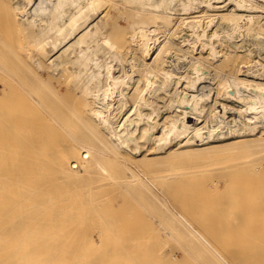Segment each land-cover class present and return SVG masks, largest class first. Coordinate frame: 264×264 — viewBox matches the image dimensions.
Segmentation results:
<instances>
[{"label":"bare ground","instance_id":"bare-ground-1","mask_svg":"<svg viewBox=\"0 0 264 264\" xmlns=\"http://www.w3.org/2000/svg\"><path fill=\"white\" fill-rule=\"evenodd\" d=\"M228 1L0 0V264H238L218 229L205 219L204 234L176 206L186 169L162 164L229 134L225 145L264 146V80L245 75L263 73L264 0ZM218 88L241 103L237 117L218 110ZM115 195L156 230L132 238L133 221L107 206Z\"/></svg>","mask_w":264,"mask_h":264},{"label":"rangeland","instance_id":"rangeland-1","mask_svg":"<svg viewBox=\"0 0 264 264\" xmlns=\"http://www.w3.org/2000/svg\"><path fill=\"white\" fill-rule=\"evenodd\" d=\"M214 2H221L222 4H227L229 1L228 0H213ZM229 7L231 6V3L228 4ZM251 41H252V44L250 45V47L254 50V54H255V59H258L259 56H256L257 53H258V50H257V46L256 44H254V39L251 38ZM219 45V48H222V46ZM199 46V45H198ZM261 61H259V63H261L262 65H260L259 67L261 68V66L264 65V59H260ZM257 63V62H256ZM249 64H254V61L250 62ZM259 65V64H258ZM246 66V65H245ZM243 69L247 68L246 67H242ZM263 73H264V67H262L260 69ZM260 74V76L258 75L255 79V76H253L252 74L249 73L248 74H245L247 77L249 76L251 78V80H264V74ZM248 77V78H249ZM223 81H226V79L224 78ZM209 83V82H207ZM212 83V84H211ZM210 85H212L213 87L215 86V83L214 81H210ZM234 88V87H233ZM223 88H218L217 89H213V97H217V102H216V106L218 108L219 111H221L223 113V115L225 114V116H227L228 118H231V117H237L238 116V110H239V106H241V103L234 97H232L231 95L229 96V94L227 93H224L225 90H222ZM220 91V92H219ZM234 91H235V88H234ZM250 91V90H249ZM223 93V94H222ZM217 94V96H216ZM163 99V98H162ZM236 101V102H235ZM161 102H163L161 100ZM239 102V104H238ZM226 104L227 107H225V110H224V105L223 104ZM239 105V106H238ZM164 111V112H163ZM166 111V112H165ZM163 114H166L168 111L166 109L163 108L162 110ZM186 120L190 123V124H196V123H201L202 120L201 119H197L196 116H194L193 113H190L189 116L186 118ZM264 126L260 125L259 129H257V132L259 131L262 132V130H264L263 128ZM226 129H223V131L225 132ZM236 136L235 134H229L228 136L224 137V141H222V143L218 144L217 147H214V148H209V149H203L201 151H196V152H188V153H185V154H182L181 156H178V155H175L174 157L171 156V158L169 157L167 161H170V162H165V158L163 159L165 163H162V164H165V168H168L169 166H173L174 164L178 165L179 169L176 168V172L179 171H186L187 172H183V174L185 175H178L179 176V179L181 180L180 183H178V178L176 176V178L174 177L175 181H177V183L180 185H178L175 181V184L176 186H179L176 188V186H174L175 184L170 182V184H166L164 181H162V185L163 183L166 184L169 188L170 185H172V187L170 186V190H168L167 187H165L166 185H163V187H165L168 191H170V193L172 194V189L176 188L175 191H173V194H177L176 197H178L180 200V202L175 198V202H177L179 205V208L180 210L182 211V208L183 206L182 205H185L186 208L188 209H185L183 208V210L186 212V210L190 211V214L189 211L187 212V214H185L187 217H189L187 219V222L188 220L190 219V222L191 223H194L197 224L195 226H197V228L199 227V230L201 232H203L204 234L207 232H210L212 234H214L213 232L216 231L217 229V233L215 232V234L213 236H215L213 239H217V238H220L219 242L221 241H224L220 244H222V247H219L221 245H217L219 248H221V250L224 252L225 251V255L228 256L229 258V248L230 250L232 249V252L234 250V253H230V257L233 261H237L238 264H264V155L261 154L262 151L264 153V146L259 143V142H241L237 145H225L224 143H227L228 141L232 140L231 138ZM242 138H245V139H251L252 137H254V135H246V136H241ZM217 139L219 137H216ZM239 138V137H238ZM220 139V138H219ZM248 141V140H246ZM198 143H200V141H198ZM183 145V146H182ZM261 145V147H259ZM175 147H178V148H187L188 147V144L185 143V141H182L180 143H175L174 145ZM200 146H204V145H200ZM182 148V149H183ZM220 149V150H219ZM195 153V154H194ZM213 153V154H212ZM188 154V155H187ZM199 154V155H198ZM241 154V155H239ZM260 154V156L258 155ZM257 155V156H256ZM262 155V156H261ZM183 156V157H182ZM181 157V158H180ZM206 157V158H205ZM209 157V158H208ZM220 157V158H219ZM251 157V158H250ZM258 157V158H257ZM203 158V159H202ZM247 158V159H246ZM249 159H252L253 162L249 161L248 163H245L243 162V160H248ZM170 159V160H169ZM180 159V160H179ZM212 159V160H211ZM241 159V160H240ZM243 159V160H242ZM255 159V160H254ZM172 160V161H171ZM176 160V161H175ZM207 160V162H206ZM184 161V162H182ZM214 161V162H213ZM243 163H242V162ZM194 162V163H193ZM235 162V163H234ZM241 162V163H239ZM161 163H157L156 162H153L151 164H144V163H141L142 166H144L143 168L147 169L150 171V169H154L156 170V168L160 167V164ZM170 163V164H169ZM245 163V164H244ZM161 164V165H162ZM167 164V165H166ZM169 164V165H168ZM180 164V165H179ZM183 164V165H182ZM187 165V166H186ZM221 165V166H220ZM228 165V166H227ZM163 166V165H162ZM168 166V167H166ZM181 166V167H180ZM227 166V167H226ZM169 167V168H170ZM189 170V171H188ZM221 170V171H220ZM205 171V172H204ZM200 172V173H199ZM182 173V172H181ZM208 173V174H207ZM220 173V174H219ZM193 174V175H192ZM205 174V175H204ZM222 174V176H221ZM189 175V176H188ZM206 176V177H205ZM186 179H185V178ZM202 177V178H201ZM206 180H205V178ZM208 177V179H207ZM183 178H184V181L186 182H182L183 181ZM196 178V180L194 181L193 179ZM212 178V179H211ZM219 179V180H216ZM173 179V180H174ZM204 179V180H202ZM216 180L219 182L220 186L218 188V186L216 187V190L215 187L213 188L212 186L215 185L216 183H214L213 185L209 186L210 185V182L212 180ZM179 180V181H180ZM193 180V181H192ZM202 180V181H201ZM209 180V181H208ZM192 181V182H191ZM197 181V182H196ZM194 182V184H193ZM199 182V183H198ZM203 182H206L205 184H203ZM209 182V183H208ZM215 182V181H214ZM169 183V182H167ZM172 183V184H171ZM191 183V184H190ZM198 183V184H197ZM174 184V185H173ZM193 184V185H192ZM203 186V189L205 190V193L208 192V194L210 193H213V195L215 194L216 196V199H215V196H213L212 194L210 195H207V197H212L211 198H205L206 201H204L203 199V196L205 197V195L202 196V194L204 193L202 186ZM208 184V185H207ZM160 184V186H162ZM187 187H186V186ZM188 185H191L188 187ZM195 185H200V189H198L197 186ZM205 185L206 186H209V187H206L205 188ZM191 189H188L187 188H190ZM186 188L187 192L190 190V192H186L184 191V189ZM198 191H197V189ZM173 189V190H174ZM217 194H216V192ZM221 189V190H220ZM176 190H178L176 192ZM180 190L184 191L181 193L179 192ZM192 190V191H191ZM195 190V191H194ZM209 190V191H208ZM233 190V191H232ZM176 192V193H174ZM191 192H193L191 194ZM194 192H197V193H201V195L199 196L198 194L194 193ZM236 196L234 197V195ZM185 193L188 194V196L186 197H190L192 198H188V202H182V201H185L184 199V195L182 196V194ZM190 193V194H189ZM204 193V194H205ZM181 194V196L179 195ZM193 194H194V197H193ZM223 194V195H222ZM229 197H227L226 195ZM233 196V198L230 196ZM197 195V196H196ZM180 196V197H179ZM196 197V198H195ZM202 197V198H200ZM218 197V198H217ZM225 197L230 201H234L235 198V201L233 202V204L230 202H228V200L226 201ZM195 198V199H193ZM197 198H200L199 200L201 201H198ZM231 198V199H230ZM117 199V200H116ZM203 199V200H202ZM213 199V200H212ZM223 199V200H222ZM187 200V199H186ZM217 200V202H216ZM123 203H120L121 202V197L119 195H115V197L113 198V200H111L110 202L112 203V205H107L108 208H112L115 213H114V216H117V217H121L122 221L119 222L120 225H122L124 222H126V220H131L133 221V226H132V229L130 228V231H128V233H132L133 235H131L132 238H136L137 235H139L140 232H143V230H146L145 232L147 231H151V229H147L149 228L147 225H153V222H152V219L151 218H148V219H145L146 221H143V216H145L144 213V210L142 209H138L137 205L133 206L131 203H130V199L128 197H125L124 199H122ZM191 201V202H190ZM220 201V202H218ZM110 202H107V203H110ZM182 202V203H181ZM227 202V203H225ZM238 202V203H237ZM180 203H181V206H180ZM188 205H187V204ZM235 203V204H234ZM231 204V205H230ZM237 204V205H236ZM106 206V207H107ZM234 206V207H232ZM238 206V207H237ZM105 207V206H104ZM103 207V208H104ZM133 207V208H132ZM102 208V207H101ZM115 208V209H114ZM236 208V209H235ZM133 209V210H132ZM137 209V211H136ZM129 210V211H128ZM131 210V212H130ZM139 210V211H138ZM212 210V211H211ZM124 213H123V212ZM140 211H143L142 213H139ZM211 211V213H209ZM231 211V212H230ZM118 213V214H117ZM122 213V214H120ZM126 213V214H125ZM128 213V214H127ZM135 213V215H134ZM213 213V214H212ZM232 213V214H231ZM117 214V215H116ZM139 214V215H138ZM141 214V215H140ZM143 214V215H142ZM211 214V215H209ZM216 214V215H215ZM251 214V215H250ZM119 215V216H118ZM123 215V216H122ZM132 215V216H131ZM138 215V218H136V216ZM203 215V216H202ZM206 215L209 217L206 218ZM230 215V216H229ZM232 215V216H231ZM142 216V218L140 217ZM191 216V217H190ZM210 216H213V220ZM220 216V217H219ZM123 217V218H122ZM198 219H197V218ZM225 217V218H224ZM227 217V218H226ZM134 218V220H133ZM194 221H192V219ZM235 220H234V219ZM237 218V219H236ZM120 219V220H121ZM138 219V220H137ZM206 219V220H205ZM140 220L142 222H145L146 225V228L143 229L140 228L143 226L144 223L141 222V225H140ZM150 220V221H149ZM204 220L206 221L205 222V226L208 227L210 224H211V229H210V226H209V229L210 230H213L210 231L208 228H206L205 226L202 227L199 222L204 224ZM208 220H212L213 221V224L212 225V221H208ZM222 222H221V221ZM227 223H226V221ZM234 220V221H233ZM243 220V221H242ZM124 221V222H123ZM225 221V222H224ZM229 221V222H228ZM190 222H188L190 224ZM197 222V223H196ZM210 222V223H209ZM201 223V224H202ZM208 225H207V224ZM219 223V225L217 224ZM227 225H226V224ZM216 224V226H215ZM223 224V225H222ZM233 226H232V225ZM200 225V226H198ZM218 225V227H217ZM221 225V227H220ZM227 229H226V227ZM230 225V226H229ZM224 226V227H223ZM223 227V229H222ZM155 230L156 228L153 227ZM202 228V229H201ZM205 228V229H204ZM220 228V229H219ZM207 229V230H206ZM209 230V231H208ZM231 230V231H230ZM240 230V231H239ZM153 231V230H152ZM229 231V232H227ZM219 232V234H218ZM221 232V233H220ZM234 232V233H233ZM206 233V235H207ZM232 233V235H231ZM218 235V236H217ZM229 235H231L232 237H229ZM244 235V237H243ZM209 236V235H208ZM213 236L210 235V237L212 238ZM225 236L227 237V239L225 238ZM224 237V238H223ZM235 237V238H234ZM222 238V239H221ZM232 238V240H231ZM248 238V239H247ZM224 239V240H223ZM236 239V240H235ZM228 240V242H226ZM231 240V241H230ZM218 240H215V242H217ZM219 242H217L219 244ZM233 243V246L232 244L230 243ZM238 244H237V243ZM236 243V244H234ZM245 243L247 244L245 246ZM228 246H227V245ZM170 247H168L167 245V250L168 251H171L170 248H172L173 246L172 245H169ZM172 246V247H171ZM243 247V248H241ZM245 247V248H244ZM179 248V249H178ZM225 248V249H224ZM227 248V249H226ZM243 249V250H242ZM177 250V251H176ZM176 250H172L171 253L176 257L178 258V262H179V259L180 261L183 260L181 258H183L182 255H184V253L182 254L181 252L182 251V247H178L176 248ZM179 250V251H178ZM228 251V255H227V251ZM240 250V251H239ZM176 251V252H175ZM239 252V254L237 253ZM244 252V253H243ZM254 254H252V253ZM180 253L182 255H180ZM246 253V254H245ZM251 253V254H250ZM253 255L250 257V255ZM238 255V256H237ZM240 255V256H239ZM244 255V256H243ZM248 256V257H245ZM235 256V257H234ZM181 257V258H179ZM238 257V258H237ZM242 257V258H241ZM257 257V258H256ZM240 258V259H239ZM246 258V260H245ZM260 258V259H258ZM230 259V258H229ZM230 259V260H231ZM238 259V260H237ZM240 260V261H239ZM250 260V261H249ZM256 260V261H254ZM261 260V261H260ZM185 261H181L180 263H184ZM232 262V263H234ZM262 262V263H261ZM178 263V264H180ZM236 263V262H235Z\"/></svg>","mask_w":264,"mask_h":264}]
</instances>
